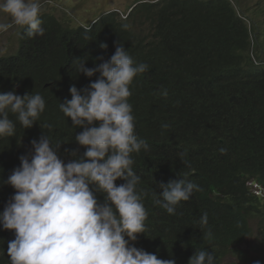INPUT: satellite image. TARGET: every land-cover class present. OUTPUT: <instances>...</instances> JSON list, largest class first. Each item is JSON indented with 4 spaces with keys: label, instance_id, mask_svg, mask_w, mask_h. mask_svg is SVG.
I'll use <instances>...</instances> for the list:
<instances>
[{
    "label": "trees",
    "instance_id": "16d2710c",
    "mask_svg": "<svg viewBox=\"0 0 264 264\" xmlns=\"http://www.w3.org/2000/svg\"><path fill=\"white\" fill-rule=\"evenodd\" d=\"M132 9L126 16L106 14L89 27H69L43 15V36L28 38L20 31L18 52L0 58V92L39 93L46 107L29 129L9 114L16 136L0 139V178L6 181L20 165L19 157L34 151L31 141L45 133L61 144L58 155L65 163L74 158L73 151L83 156L85 148L74 140L83 129L72 126L59 104L71 99L72 85L83 90L99 78V73H78L80 63L94 68L121 43L136 64L149 66L130 86L135 132L149 145L132 154L133 170L141 177L137 190L148 196L142 200L145 233L130 243L160 259L174 258L176 264H188L202 249L214 251L216 264H225L235 252L229 243L246 229L244 216L234 209L229 231L209 245L207 240L219 232L204 238L197 213L212 210L208 223L215 229L222 214L230 224L229 207L219 194L237 180L238 202L255 203L264 215V7L261 22L247 15L240 0H140ZM179 179L200 190L168 214L155 203L162 191L158 184ZM14 193L10 185H0V212ZM98 198L103 201L102 195ZM14 238L0 225V264H10L7 248ZM257 261L264 264V258Z\"/></svg>",
    "mask_w": 264,
    "mask_h": 264
},
{
    "label": "clouds",
    "instance_id": "9594fccd",
    "mask_svg": "<svg viewBox=\"0 0 264 264\" xmlns=\"http://www.w3.org/2000/svg\"><path fill=\"white\" fill-rule=\"evenodd\" d=\"M0 12L12 19V24H0V31L16 25L28 38L44 35L40 0H0ZM100 47L107 49L104 43ZM85 63H80L76 71L87 77L99 73V78L83 90L72 85L69 89L71 99L59 104L60 111L71 118L72 126L83 129L76 132L74 139L85 148L83 156L73 151L74 158L65 163L58 155L61 144L53 143L45 133L39 140L31 141L34 151L19 157L20 165L7 180L0 178V185L7 184L15 189L0 212V225L15 235L8 242L9 262L176 264L174 258L160 259L130 243L137 241L138 234L145 233L147 212L142 200L148 196V192L137 190L141 177L133 170L132 154L149 149L147 142L135 132L133 109L129 103L130 86L149 66L136 64L121 43L103 63H97L94 68L85 67ZM45 107V100L39 93L20 96L15 92H0V139L16 136V124L9 118L10 113L24 129H29L37 123ZM96 122H99L98 126ZM168 127V124L162 125L163 129ZM44 128L50 129L51 125H44ZM119 179L125 183L117 186ZM252 184L250 181L248 188ZM158 185L162 191L155 203L168 214H175L181 201H188L194 190H200L199 185L185 179ZM235 189L237 180H231L225 187L231 192L219 194L229 207L230 224L213 202L222 214L220 225L215 229L208 223V215L213 216L210 210L197 213L201 218L200 229L204 238L218 231L213 239L207 240L209 245L216 244L233 224L230 214L239 209L246 229L228 246L249 264H259L257 259L264 258V215L255 203L240 204L238 197L242 193ZM257 190L255 192L259 193ZM98 194L103 196L102 202ZM245 245H249V250L244 249ZM188 264H216V256L214 251L198 250Z\"/></svg>",
    "mask_w": 264,
    "mask_h": 264
},
{
    "label": "rangeland",
    "instance_id": "374dc122",
    "mask_svg": "<svg viewBox=\"0 0 264 264\" xmlns=\"http://www.w3.org/2000/svg\"><path fill=\"white\" fill-rule=\"evenodd\" d=\"M138 1L140 0H40L41 16H54L69 27H89L111 12L126 16ZM240 2L244 5L248 16L255 17L258 22L263 21L261 9L264 7V0H240ZM260 2L263 3L261 7L258 6ZM0 24H12L11 17L0 12ZM22 30L19 26L12 25L6 31H0V58L18 52L19 33ZM253 189L256 191L258 188L255 186ZM244 249L249 250V245H245ZM227 259L229 260H226V263L249 264L246 259L235 253L230 254Z\"/></svg>",
    "mask_w": 264,
    "mask_h": 264
},
{
    "label": "bare ground",
    "instance_id": "6f19581e",
    "mask_svg": "<svg viewBox=\"0 0 264 264\" xmlns=\"http://www.w3.org/2000/svg\"><path fill=\"white\" fill-rule=\"evenodd\" d=\"M236 190H239V189H235L234 191H236ZM234 191H233V192H234ZM224 192H225V193H230L231 190H225V189H224ZM258 194H259V193H258ZM250 230L252 231L253 229L251 228ZM227 260H229V259H227ZM227 262H228V261H227Z\"/></svg>",
    "mask_w": 264,
    "mask_h": 264
}]
</instances>
